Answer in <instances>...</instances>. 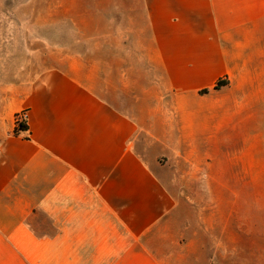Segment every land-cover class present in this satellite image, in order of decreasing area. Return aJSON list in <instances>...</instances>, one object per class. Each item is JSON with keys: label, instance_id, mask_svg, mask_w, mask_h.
Segmentation results:
<instances>
[{"label": "crops", "instance_id": "obj_1", "mask_svg": "<svg viewBox=\"0 0 264 264\" xmlns=\"http://www.w3.org/2000/svg\"><path fill=\"white\" fill-rule=\"evenodd\" d=\"M142 3L146 56L181 96L214 90L226 47L264 25V0ZM141 125L56 68L1 108L0 264H167L160 237L176 202L138 150Z\"/></svg>", "mask_w": 264, "mask_h": 264}, {"label": "rangeland", "instance_id": "obj_2", "mask_svg": "<svg viewBox=\"0 0 264 264\" xmlns=\"http://www.w3.org/2000/svg\"><path fill=\"white\" fill-rule=\"evenodd\" d=\"M256 32L226 47V87L181 96L146 56L142 0H0V110L43 70L71 72L142 122L138 150L176 202L160 237L167 264H264V25Z\"/></svg>", "mask_w": 264, "mask_h": 264}, {"label": "trees", "instance_id": "obj_3", "mask_svg": "<svg viewBox=\"0 0 264 264\" xmlns=\"http://www.w3.org/2000/svg\"><path fill=\"white\" fill-rule=\"evenodd\" d=\"M228 85L227 77L223 79H219L214 87V90H218L220 88L226 87ZM207 90L201 91L200 94H207ZM27 120L22 121L21 123L15 124V128L13 130L14 135H18L20 132H24L27 130Z\"/></svg>", "mask_w": 264, "mask_h": 264}, {"label": "built area", "instance_id": "obj_4", "mask_svg": "<svg viewBox=\"0 0 264 264\" xmlns=\"http://www.w3.org/2000/svg\"><path fill=\"white\" fill-rule=\"evenodd\" d=\"M27 120V112L23 111L16 115L15 124L21 123L22 121Z\"/></svg>", "mask_w": 264, "mask_h": 264}]
</instances>
